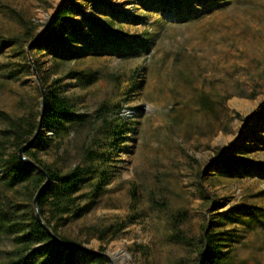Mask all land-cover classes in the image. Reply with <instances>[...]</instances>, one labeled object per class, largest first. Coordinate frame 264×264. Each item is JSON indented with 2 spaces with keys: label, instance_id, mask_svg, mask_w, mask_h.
I'll return each mask as SVG.
<instances>
[{
  "label": "rangeland",
  "instance_id": "374dc122",
  "mask_svg": "<svg viewBox=\"0 0 264 264\" xmlns=\"http://www.w3.org/2000/svg\"><path fill=\"white\" fill-rule=\"evenodd\" d=\"M58 1L0 0V109L37 117L29 56L68 105L32 148L87 170L71 195L88 208L57 233L110 264H195L211 232L212 264H264V114L245 120L264 104V0H69L62 52L26 49ZM177 211L188 245L170 237Z\"/></svg>",
  "mask_w": 264,
  "mask_h": 264
},
{
  "label": "trees",
  "instance_id": "16d2710c",
  "mask_svg": "<svg viewBox=\"0 0 264 264\" xmlns=\"http://www.w3.org/2000/svg\"><path fill=\"white\" fill-rule=\"evenodd\" d=\"M69 0H61L52 12L45 29L39 36L26 41L28 46L35 50L50 51L53 54L61 53L57 48L63 46V20L67 16ZM46 22V21H45ZM44 22V23H45ZM34 23L24 24L25 39L32 37ZM19 39L18 36L15 40ZM35 69L37 64L33 62ZM30 66V65H29ZM43 105L41 109L39 129L33 135L23 154L38 165L48 175V181L40 188L36 196V205L43 222L34 215L32 195L43 180V174L27 160L18 157L17 147L26 141L33 133L37 117L32 113L11 115L0 109V236L10 239L8 248H0V264H107L99 254H90L85 260L75 256L76 250L58 243L46 229L49 228L59 240L69 244L56 231V219L62 213L79 215L88 208L87 203H73L72 189L83 178L87 171L83 165L75 164L64 171L55 170L42 161L35 153L32 145L43 137L42 127H49L60 116L68 111L65 97L54 90L44 89ZM263 103L245 117L251 120L255 114H264ZM106 106L101 103V108ZM40 108V102H39ZM39 109L37 111V116ZM236 141L229 142L222 151L218 152V160L229 166V152L235 150ZM21 187V197L17 199L14 192ZM163 205V202H160ZM183 211L171 215L170 237L175 241L190 244V238L184 235L177 227L183 219ZM221 235L204 232L198 239L200 248L197 251L195 264H212L221 249L218 248ZM79 252V251H78Z\"/></svg>",
  "mask_w": 264,
  "mask_h": 264
},
{
  "label": "water",
  "instance_id": "95a60500",
  "mask_svg": "<svg viewBox=\"0 0 264 264\" xmlns=\"http://www.w3.org/2000/svg\"><path fill=\"white\" fill-rule=\"evenodd\" d=\"M60 1H61V0H59L58 3H59ZM58 3L56 4V6L58 5ZM56 6L53 8L52 12L55 10ZM52 12L47 16L46 22L43 24V26L41 27V30L38 32V34H37L36 36H39V35L41 34V32L45 29L46 24H47V22H48V20H49V18H50V16H51V14H52ZM28 44H29V43H27V44L25 45L26 49H27V47H28ZM27 59H28V61H29L30 70H31V72H32V74H33V76H34V78H35L37 84H38V88H39V91H40V108H39V113H38V116H37V123H36L35 129H34L32 135H31L26 141H24L22 144H20V145L17 147V155H18V157L27 160L29 163H31L33 166H35L36 169L39 170V171L43 174V176H44L43 180H42V181L39 183V185L36 187V189H35V191H34V193H33V195H32V206H33V209H34V215H35V217H36L38 220H40L41 222H43L42 219H41V217H40V215H39L38 209H37V205H36V196H37V194H38L40 188H41V187H42V186L48 181V175H47V173L45 172V170L41 168L40 165H38V164H37L35 161H33L31 158L25 156V155L23 154V150H24L26 147H28V146L30 145V143H31V141H32V139H33V135H34V134L36 133V131L39 129V122H40L41 109H42V105H43L44 91H43L42 83H41V81H40V79H39V77H38V75H37L36 69H35V67H34V65H33V63H32V61H31L30 57L27 56ZM46 229L48 230V232L52 235V237H53L58 243H60V244H62V245H65L66 247L72 248V249H74V250H76V251H79V252H82V251H83V252H85L86 256H89L90 254H99V255H101L102 257H104V258L107 260V262H106L107 264H110L109 257H108V255H107V253H105L104 251L94 250V249H88V248L81 247V246H79V245L65 244V243H63L61 240H59L54 234H52L51 231L49 230V228L46 227Z\"/></svg>",
  "mask_w": 264,
  "mask_h": 264
}]
</instances>
